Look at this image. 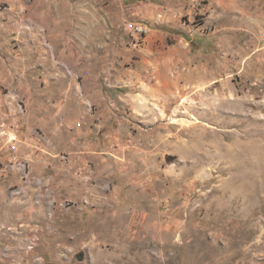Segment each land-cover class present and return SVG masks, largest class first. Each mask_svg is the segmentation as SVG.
Segmentation results:
<instances>
[{"label":"rangeland","instance_id":"rangeland-1","mask_svg":"<svg viewBox=\"0 0 264 264\" xmlns=\"http://www.w3.org/2000/svg\"><path fill=\"white\" fill-rule=\"evenodd\" d=\"M0 264H264V0H0Z\"/></svg>","mask_w":264,"mask_h":264},{"label":"crops","instance_id":"crops-1","mask_svg":"<svg viewBox=\"0 0 264 264\" xmlns=\"http://www.w3.org/2000/svg\"><path fill=\"white\" fill-rule=\"evenodd\" d=\"M84 69H81L82 71H81V74L83 75V76H88V75H90V74H93V72H92V70H91V68H88V69H86L85 67H83ZM80 72V71H79ZM80 74V73H79ZM80 74V75H81ZM98 79V78H97ZM93 80H91L90 78H87V80L83 83H81V84H78V86L76 85V88L78 89V92H80V91H82L83 92V94H84V96L85 97H87V98H89L90 100H92V101H96V103H98V101H100V99L98 98V96H97V94L98 93H96L92 88V85H93V82H92ZM120 86V85H119ZM100 91H103V89H104V87L100 84ZM123 88V87H122ZM122 88H120V89H122ZM124 90V89H123ZM123 90H120V91H123ZM127 90V89H126ZM101 94H103V93H101ZM98 105H99V103H98ZM102 105H105V104H102ZM84 107V106H83ZM105 107V106H104ZM104 107H102L101 108V110L100 111H98V113L97 112H95L94 114H90V113H88L87 112V110H85L84 108H82V104L79 102L78 103V105L76 106V109H75V112L74 113H72V114H70L71 115V117L69 118L68 117V114H66L65 112L61 115V117H62V121L61 122H59L58 123V125L56 126V127H52V128H50L51 129V132L53 133V134H59V135H64V134H66L67 133V127L70 125V124H72L73 122L75 123V121L76 120H80V122H81V124L82 123H85V124H89L91 121H93L94 120V118L95 117H97V116H100L102 113H104V111H105V108ZM110 111V114L109 115H111V110H109ZM49 114H47V116H48ZM59 117H60V115H59ZM82 117H83V121H82ZM109 120L110 121H112V116H109ZM42 126H46V128L48 129L49 128V125H48V123H47V121H46V123H45V121H42ZM81 126V125H80ZM82 128H80V132H82ZM85 134V133H84ZM89 135V134H88ZM87 135V136H88ZM119 138H121V137H119ZM121 139H119V141H120ZM81 152H85V151H81ZM87 152H89V151H87ZM78 153H80V152H78ZM82 154H85V153H82Z\"/></svg>","mask_w":264,"mask_h":264},{"label":"built area","instance_id":"built-area-1","mask_svg":"<svg viewBox=\"0 0 264 264\" xmlns=\"http://www.w3.org/2000/svg\"><path fill=\"white\" fill-rule=\"evenodd\" d=\"M89 106H91L90 104H89ZM22 164V166H20V168H22V174L24 173L25 174V168H24V163H21Z\"/></svg>","mask_w":264,"mask_h":264}]
</instances>
